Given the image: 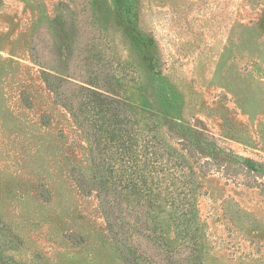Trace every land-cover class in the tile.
<instances>
[{
  "label": "rangeland",
  "instance_id": "obj_1",
  "mask_svg": "<svg viewBox=\"0 0 264 264\" xmlns=\"http://www.w3.org/2000/svg\"><path fill=\"white\" fill-rule=\"evenodd\" d=\"M95 2L0 0V264H264V0Z\"/></svg>",
  "mask_w": 264,
  "mask_h": 264
},
{
  "label": "trees",
  "instance_id": "obj_2",
  "mask_svg": "<svg viewBox=\"0 0 264 264\" xmlns=\"http://www.w3.org/2000/svg\"><path fill=\"white\" fill-rule=\"evenodd\" d=\"M96 0H89L90 6L93 8L95 6V2ZM97 22L98 19H96ZM100 24V22L98 23ZM108 36L106 37V40H108ZM113 78V77H111ZM97 81H89V86L93 87L96 90H91L90 92L96 97V100L99 102L100 106L105 107L107 109H111V113L113 118L115 119L116 122H120L122 125L127 124V115H128V104L124 101H121L119 99H115L114 97H111L110 95H106L102 92H98L97 89L103 91V92H107L110 94L115 93L114 90V85L112 83V79L111 80H107L104 83H100V79L97 77L96 78ZM51 84V81H49ZM78 183L81 187V190L83 191V193L90 195L92 192L89 191L86 187H85V183L84 181H82L81 179H77ZM101 196H102V202H103V207L107 216V220H108V224H109V228L110 231L114 234V224L116 222V220L118 219L115 214L113 213V207L111 208L109 206L110 201H108V192L105 190L103 191L101 189ZM115 234H117V232L115 231Z\"/></svg>",
  "mask_w": 264,
  "mask_h": 264
}]
</instances>
